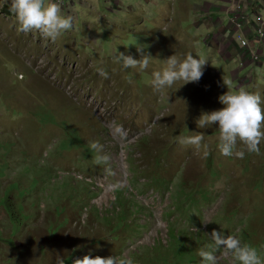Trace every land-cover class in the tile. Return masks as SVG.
<instances>
[{"label": "rangeland", "instance_id": "1", "mask_svg": "<svg viewBox=\"0 0 264 264\" xmlns=\"http://www.w3.org/2000/svg\"><path fill=\"white\" fill-rule=\"evenodd\" d=\"M107 1L97 0L96 19L84 10L81 20L57 2L73 27L52 41L18 31L15 14L4 9L10 0H0V264H57L58 256L71 264L84 255L160 264L153 247L169 246L168 221L177 219V229L216 230L242 243L247 231L264 246V142L260 155L224 157L218 125L196 123L223 107V79L232 91L246 88L264 99V45L260 59L242 52L234 53L235 62L223 44L203 43L185 9L180 21H136ZM137 42L153 57L148 69L122 68L118 53L140 59ZM189 52L208 62L199 82L156 91L152 73L163 59ZM194 132L204 135L206 157L203 148L177 143ZM89 141L103 145L107 165L95 164ZM152 172L171 190L149 187L143 175ZM117 182L118 189L109 187ZM121 190L142 210L118 215ZM181 190H208L210 198L188 215L182 208L166 216L181 203ZM124 218L132 229L118 227ZM217 255L220 264H231Z\"/></svg>", "mask_w": 264, "mask_h": 264}, {"label": "clouds", "instance_id": "2", "mask_svg": "<svg viewBox=\"0 0 264 264\" xmlns=\"http://www.w3.org/2000/svg\"><path fill=\"white\" fill-rule=\"evenodd\" d=\"M9 11L16 16L18 31L23 33L37 31L42 37L52 41L73 27V18L62 15L60 6L52 0H48L47 3L45 0H11ZM134 46L140 59L120 52L116 62L124 69L144 71L148 69L153 57L145 52L144 44L137 42ZM206 64L208 62L205 58L194 56L190 52L182 56L174 53L163 59L161 70L153 71L152 86L156 91H161L172 88L180 81L183 82L182 85L199 82ZM98 72L105 79L108 78V73L103 68L98 69ZM223 85L226 86L227 91L218 98L223 107L210 113H202L196 121L197 127L203 129L209 125H218V151L224 157L243 159L245 153L260 155L259 146L264 142V99L259 92L246 88L232 91L230 82L224 79ZM177 143L185 147L192 146L197 151L203 148V156L208 155V146L204 143L202 132L177 137ZM89 147L95 153V164L109 163L110 157L103 152V145L99 141H89ZM105 171L109 175L112 174L111 168H106ZM109 187L118 189L120 184L117 182ZM195 230L199 231V229ZM208 236L211 243L201 247L197 252L200 264H220L218 252L222 257L229 258L231 264H264V259L258 254V250L242 243L237 236H224L222 232L216 230ZM57 264H64L63 257H57ZM71 264H134V261L124 256L84 255L82 258L73 259Z\"/></svg>", "mask_w": 264, "mask_h": 264}, {"label": "crops", "instance_id": "3", "mask_svg": "<svg viewBox=\"0 0 264 264\" xmlns=\"http://www.w3.org/2000/svg\"><path fill=\"white\" fill-rule=\"evenodd\" d=\"M176 1L179 2V5L174 7ZM47 2L48 0H45V3ZM52 2H63L79 20L84 18V10H88L94 19L99 12L96 10L98 9L97 0H52ZM107 2L108 4L115 3L120 12L130 14L136 21H145L144 17L147 16L154 18L153 21H169L170 18L173 21H180V9H185L187 22L190 21L195 31H200V34L204 35L203 43L216 49L223 44L227 47L225 55L232 56L236 62L234 54L238 55L237 42L234 38L236 29L231 23L229 14L225 11L227 0H108ZM10 3L5 4L7 6V8L4 7L5 10L9 11ZM246 4L264 15V0H246ZM150 8L155 9V12ZM186 33L190 35L192 30L190 29Z\"/></svg>", "mask_w": 264, "mask_h": 264}, {"label": "trees", "instance_id": "4", "mask_svg": "<svg viewBox=\"0 0 264 264\" xmlns=\"http://www.w3.org/2000/svg\"><path fill=\"white\" fill-rule=\"evenodd\" d=\"M7 8V6H4ZM48 114V113H47ZM132 172L135 174L136 169L132 168ZM144 178L150 180L149 187L154 188V190L159 191V190H171V187L169 186V183L159 175L155 173H149V174H144ZM184 194L177 192L178 196L180 197L181 203L178 205H174L175 208L171 209L166 213V216H170L173 213H176L181 210H186L187 215L188 212L190 211V208H193L196 206L199 201L202 199L204 200H209V191L205 190L204 192L199 193H191L187 194L185 193L184 190H181ZM143 191H139V193H142ZM197 195L200 196L197 197ZM175 196V195H174ZM124 199V200H123ZM116 202L120 205H122V212H119L118 215L124 214L125 217L132 215L135 211L137 210H142L140 205L135 202V200H132L131 198H128L127 195H122V190L120 191L119 196H116ZM183 208V209H182ZM189 222H192V218L188 216ZM179 223L178 219L177 221L174 220H169L168 221V235H169V240L168 244L169 246L164 248H158V247H153L154 252H159V257L157 258L158 263L160 264H200V257L197 255L198 252V247L202 244H209L211 243L210 237L208 236L209 233L205 232L203 230L199 231H193L189 228H180L177 229L176 225ZM125 227V226H130V229L132 224L129 223L125 218L124 222H121L118 227ZM129 231H135L136 228L133 230ZM126 231V230H125ZM128 231V232H129ZM208 234V235H207ZM245 235V243L249 244L253 247H255L258 250V254L261 256V258H264V246L261 245L262 241L259 240L258 242H254L250 240L249 233L246 231L243 233ZM166 250L167 252H165Z\"/></svg>", "mask_w": 264, "mask_h": 264}, {"label": "built area", "instance_id": "5", "mask_svg": "<svg viewBox=\"0 0 264 264\" xmlns=\"http://www.w3.org/2000/svg\"><path fill=\"white\" fill-rule=\"evenodd\" d=\"M225 11L236 29L235 40L238 54L261 58L264 45V15L246 4V0H227Z\"/></svg>", "mask_w": 264, "mask_h": 264}]
</instances>
